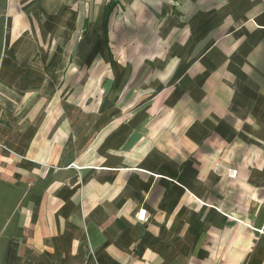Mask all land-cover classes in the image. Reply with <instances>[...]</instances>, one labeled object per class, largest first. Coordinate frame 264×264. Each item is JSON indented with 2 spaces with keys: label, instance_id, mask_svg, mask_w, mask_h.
<instances>
[{
  "label": "crops",
  "instance_id": "crops-1",
  "mask_svg": "<svg viewBox=\"0 0 264 264\" xmlns=\"http://www.w3.org/2000/svg\"><path fill=\"white\" fill-rule=\"evenodd\" d=\"M0 264H264V0H0Z\"/></svg>",
  "mask_w": 264,
  "mask_h": 264
},
{
  "label": "trees",
  "instance_id": "trees-1",
  "mask_svg": "<svg viewBox=\"0 0 264 264\" xmlns=\"http://www.w3.org/2000/svg\"><path fill=\"white\" fill-rule=\"evenodd\" d=\"M111 5L108 6V10L106 12V16H105V34H106V27H107V22H108V18H109V15H110V12H111ZM106 41H107V38L105 37Z\"/></svg>",
  "mask_w": 264,
  "mask_h": 264
},
{
  "label": "built area",
  "instance_id": "built-area-1",
  "mask_svg": "<svg viewBox=\"0 0 264 264\" xmlns=\"http://www.w3.org/2000/svg\"><path fill=\"white\" fill-rule=\"evenodd\" d=\"M235 176H236V171H232V172H231V177H235ZM141 217L143 218V215L140 216V218H141Z\"/></svg>",
  "mask_w": 264,
  "mask_h": 264
}]
</instances>
